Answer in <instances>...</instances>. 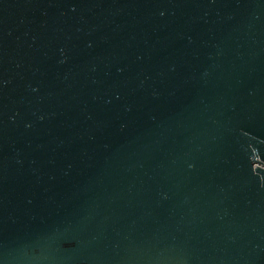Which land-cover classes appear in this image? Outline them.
Returning <instances> with one entry per match:
<instances>
[{
	"label": "water",
	"instance_id": "95a60500",
	"mask_svg": "<svg viewBox=\"0 0 264 264\" xmlns=\"http://www.w3.org/2000/svg\"><path fill=\"white\" fill-rule=\"evenodd\" d=\"M0 264H264V0H0Z\"/></svg>",
	"mask_w": 264,
	"mask_h": 264
}]
</instances>
